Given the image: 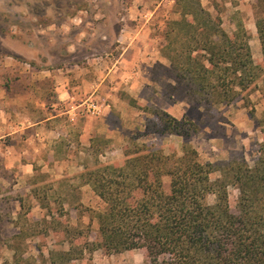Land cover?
<instances>
[{
  "label": "rangeland",
  "instance_id": "obj_1",
  "mask_svg": "<svg viewBox=\"0 0 264 264\" xmlns=\"http://www.w3.org/2000/svg\"><path fill=\"white\" fill-rule=\"evenodd\" d=\"M254 2L255 0H0V82L11 84L24 79L23 67L27 70L38 65L59 67L66 63L71 69L74 67L78 70V67L83 66L89 68L84 54L92 52V49L93 53L98 52L102 56L101 63L106 65L113 61L117 51H123L120 45H129L124 56L132 62L122 66V71H117L114 78L123 81V75L134 71L137 74L133 76L135 78H130V85H127L130 87L129 91L119 84V100H113L116 118L111 122V128L114 127L100 128L103 131L100 134H111L110 143L101 157L103 161H112L122 156V148L127 140L131 135L142 131L146 120L150 118L148 110L156 105L173 116L182 113L191 118L198 124L199 132L181 141L173 135H141L139 142L154 141L163 146L166 152L173 147L178 153L181 142H185L198 151L203 162L244 156L252 164L254 147L263 138L260 120L264 115V68L260 78L242 91L235 101L205 109V106H191V98L182 94V86L178 87L176 84L169 56L175 46H194L196 42L191 40V36L200 39L218 29L231 34L241 20L250 34L248 42L254 63L263 65L254 25ZM121 28L132 34L129 44L125 41L117 42L116 37ZM69 46H74V49L76 47L77 53L66 55L63 51ZM1 68L5 70L1 72ZM92 71L86 72L89 78L105 75L103 68L97 71L93 68ZM70 73L75 75L74 72ZM103 85V92L110 90L108 77ZM81 149L82 146L73 141L60 154L66 156L74 167L86 160L91 163L92 158ZM74 167L68 169L69 172L63 178L49 179L52 182L51 190H47V195L40 193L42 196L38 201L33 198V193L24 189L26 179L18 178L19 183L12 189L13 194L19 193L22 197V208L18 201H10L8 204L10 215L15 221L13 225L5 226L0 231V264L3 261L13 263L14 248L24 255H34V258H28L29 264H49L46 260L49 251H55L60 246L68 249L70 246L62 239L67 241L71 235L65 233V229L70 227L72 230L75 227L84 230L81 245L86 242V227L91 234L97 232L96 213L102 211L104 205L89 186H78L76 182L69 180L75 171ZM11 173L7 178L10 182L13 175ZM219 175L218 171H214L210 174V179L214 181ZM40 179L45 182L47 177ZM4 183L8 185L7 182ZM227 191L229 207L234 210L238 189L229 185ZM214 200L215 195L206 196L208 203H213ZM37 202L45 206L40 207ZM5 210L4 205L0 204V212ZM51 212L56 218L50 220L48 217V224L44 216ZM50 227L53 230L48 232L47 228ZM20 229L24 230L20 234L22 237L15 238L14 233ZM72 246L75 247L74 244ZM61 264H146V259L140 249L113 254L97 249L92 252L84 250L77 259Z\"/></svg>",
  "mask_w": 264,
  "mask_h": 264
},
{
  "label": "trees",
  "instance_id": "obj_2",
  "mask_svg": "<svg viewBox=\"0 0 264 264\" xmlns=\"http://www.w3.org/2000/svg\"><path fill=\"white\" fill-rule=\"evenodd\" d=\"M253 8L263 65L254 63L250 34L241 20L231 34L216 29L200 39L191 36L196 42L192 47L171 49L176 84L191 98V106L210 109L230 104L260 78L264 68V0H255ZM148 113L142 131L129 137L119 159L103 161L110 139L103 135L90 138L87 150L92 161L86 160L83 170L73 177L88 184L104 205L96 213L98 229L91 234L86 227L82 245L84 230L65 229L71 235L67 241L62 239L70 246L49 251V264L77 259L84 250L97 249L106 254L140 249L146 264H264V115L260 120L263 138L254 147L253 163L249 164L244 156L203 162L198 151L185 142L180 144V153L173 147L166 152L154 141L139 142L141 135L188 138L199 132L198 124L187 116L177 118L156 105ZM214 171L220 175L212 181ZM0 175L8 184L0 181V204L6 209L0 212L2 231L15 221L9 202L18 201L22 208V197L13 194L7 172L0 171ZM229 185L239 192L234 210L228 203ZM43 192L35 188L31 193L38 200ZM208 194L215 195L213 203L206 201ZM48 217L56 218L52 212L45 215L48 224ZM23 231L14 237H22ZM16 251L14 248L12 264H29L28 258H34Z\"/></svg>",
  "mask_w": 264,
  "mask_h": 264
},
{
  "label": "crops",
  "instance_id": "obj_3",
  "mask_svg": "<svg viewBox=\"0 0 264 264\" xmlns=\"http://www.w3.org/2000/svg\"><path fill=\"white\" fill-rule=\"evenodd\" d=\"M132 37L125 28H121L116 40L118 43L125 41L129 44ZM128 48L129 45H120L123 51H117L113 61L106 65L101 63L102 56L98 52L93 53L92 49V52L84 54L91 68L83 66L78 67V70L74 67L71 69L66 63L59 67L38 65L27 70L23 67L24 79L11 84L0 82V171H6L7 175L13 173L11 176L13 186L19 183L18 180L22 177L27 181L24 184L25 190L32 192L35 188H41L47 195L52 183L49 179L63 178L68 169L74 167L70 165L71 162L66 156L60 154L61 150L68 148L75 141L77 145L82 146L81 150L88 154L90 138L102 135L101 127L111 128V122L116 118L113 100H119L118 93L121 94L118 90L119 84L129 91L130 87L127 85H130V78H135L133 76L137 74L136 71L125 74L123 81L114 78L117 71H122V66L132 62L124 56V51ZM63 52L67 55L77 53V50L76 47L74 49V46H69ZM100 67L105 71L104 77L102 75L97 78L88 77L86 72H93V68L96 71L100 70ZM1 69V72L5 70ZM70 72H74L75 75L72 76ZM107 77L110 90L103 92V81ZM87 97H94L101 102V114L71 119L64 111V106L73 98ZM182 115L181 113L175 117L180 118ZM128 124L132 125L130 122ZM103 136L110 139L111 134ZM177 140L181 141L183 138ZM85 162L82 161L74 167L75 171L69 179L78 186H89L78 183L73 177L83 170ZM40 177H47V180L44 182ZM0 180L6 182L1 175ZM37 205L39 206L38 202Z\"/></svg>",
  "mask_w": 264,
  "mask_h": 264
},
{
  "label": "built area",
  "instance_id": "obj_4",
  "mask_svg": "<svg viewBox=\"0 0 264 264\" xmlns=\"http://www.w3.org/2000/svg\"><path fill=\"white\" fill-rule=\"evenodd\" d=\"M65 106L64 111L71 119L84 116H98L102 112L101 102L92 97L73 98Z\"/></svg>",
  "mask_w": 264,
  "mask_h": 264
}]
</instances>
